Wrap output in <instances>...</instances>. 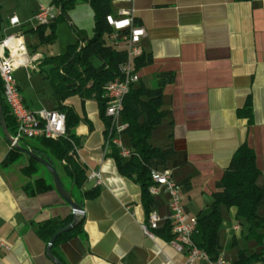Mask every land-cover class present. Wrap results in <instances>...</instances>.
Segmentation results:
<instances>
[{"label": "crops", "instance_id": "0c3cea01", "mask_svg": "<svg viewBox=\"0 0 264 264\" xmlns=\"http://www.w3.org/2000/svg\"><path fill=\"white\" fill-rule=\"evenodd\" d=\"M52 1L40 0L20 15L0 12V39L10 30L20 33L31 58L27 67L14 71L31 111L56 107L43 58L62 54L73 44V29L87 37L94 29L91 6L77 4L59 22L69 29V44L60 53L45 52L44 45L36 42L37 32L29 31L34 28L27 25L39 5ZM131 7L134 23L145 30L143 53L135 65L139 75L135 87H161L163 116L148 140L168 151L164 165L157 169L170 171L180 186L185 211L196 217L209 212L221 176L241 145L253 152L264 190V0H134ZM14 15L19 25L10 26ZM34 73L42 79H35ZM46 84L54 102L48 106L41 96ZM65 104L81 118L72 130L79 139L77 155L87 175L99 172L100 184L87 180L83 188H97L98 194L82 200L81 232L55 248L63 263L184 264L185 255L164 238L163 229L170 223L168 195L163 190L151 195L149 209L160 222L154 238L145 236L141 225L148 213L141 188L119 173L111 155L117 147L105 145L108 129L97 103L71 96ZM118 138L122 147L130 148L124 132ZM11 148L0 128V237L8 245L0 247V264H55L46 254L47 244L37 234V226L48 219L73 216L72 210L55 192L47 170L21 151L11 154ZM38 178L52 187L29 194L25 185ZM72 196L81 200L75 190ZM220 211L219 252L228 263L233 264L241 250L259 252L260 246L244 239L246 224L235 218V209L221 206ZM257 213L264 217V201ZM192 239L200 243L198 226ZM251 264H264V251L262 259Z\"/></svg>", "mask_w": 264, "mask_h": 264}, {"label": "trees", "instance_id": "16d2710c", "mask_svg": "<svg viewBox=\"0 0 264 264\" xmlns=\"http://www.w3.org/2000/svg\"><path fill=\"white\" fill-rule=\"evenodd\" d=\"M80 3H88L94 13V29L90 37L73 29L75 42L67 45L62 54L44 57L42 65L48 66L47 79L52 88V95L56 101L57 110L65 115L66 136L57 140L38 139L22 141L21 146L29 148L37 156L48 160L55 168L64 187L72 188L79 193L81 200H76L82 207V200L97 196L98 189L84 190L87 182V168L80 161L76 148L79 139L72 130L81 118L65 104L71 96H77L81 101H95L99 107V115L105 123L106 129L111 126L110 120L104 116L105 100L102 98L105 85L109 81L121 77V68L127 61L126 50L108 41L112 31L106 23V15L112 13L111 0H53L51 4L57 6L60 15L48 25H39L29 31H36L40 44L51 43L56 39V25L63 19L66 12ZM138 58L134 60L138 66ZM0 101L10 135L15 134L16 124L2 97L0 82ZM163 116L161 108V87L148 88L144 85L132 86L123 99L121 121L127 124L124 133L129 139L130 154L123 158L117 148H112L111 155L115 158L121 175L137 183L142 191L143 205L149 213L152 203L148 186L151 184L150 171L164 165L167 150L154 147L149 143V136ZM34 141V142H33ZM11 154H19L15 147ZM37 166L38 162L30 158ZM69 186H68V185ZM42 178L25 185L29 194H35L51 188ZM73 197V196H72ZM264 201V190L259 183V171L255 164V156L246 145H241L233 155L228 169H226L218 183V189L213 193V200L209 205V212L197 217L201 239L198 247L206 251L211 258H216L219 252L218 230L222 221L220 207L235 209V218L246 224L244 239L254 241L260 246L259 252H238L233 264H251L262 259L264 251V217L257 213L258 207ZM148 215V214H147ZM73 220V216L65 219H48L37 226V234L47 244L49 239L60 229L66 227ZM170 223L163 229L164 238L171 239ZM81 232V220L70 231L58 236L52 245V255L62 264V257L55 249L59 243L66 241ZM155 233H158L156 230Z\"/></svg>", "mask_w": 264, "mask_h": 264}, {"label": "built area", "instance_id": "2783aa9c", "mask_svg": "<svg viewBox=\"0 0 264 264\" xmlns=\"http://www.w3.org/2000/svg\"><path fill=\"white\" fill-rule=\"evenodd\" d=\"M134 0H111L112 13L106 15L105 20L111 28L108 41L126 50L127 61L121 68V77L109 81L103 90L102 98L105 100L104 116L110 120L105 145H115L118 154L126 158L130 150L122 147L119 134L124 132L127 124L120 121L123 99L130 88L139 81V75L134 60L142 55L141 39L145 36L143 27L137 25L132 17V3ZM129 5L128 7L120 5ZM60 15V10L53 4L39 5L33 19L37 25H49ZM10 26L19 25L17 16L9 18ZM37 55H34V57ZM36 59V58H35ZM31 58L23 44L21 34L9 33L0 39V82L2 97L13 117L16 130L10 135L13 142L50 139L57 140L66 136L65 115L57 110L39 109L29 110L18 89L14 71L19 67H27ZM12 146V145H11ZM77 152V148L75 149ZM87 180H93L95 185L100 184V174L92 170L87 175ZM151 184L148 186L150 195H155L163 190L169 197L168 208L170 211L169 244L173 249L185 255L184 264H229L222 253L216 258L198 247L192 239V234L197 228V217L189 215L181 204L180 186L176 184L169 170L153 168L150 171ZM160 222L158 214L150 211L146 222L141 225L143 234L154 238ZM0 247L8 248L7 243L0 237Z\"/></svg>", "mask_w": 264, "mask_h": 264}, {"label": "water", "instance_id": "95a60500", "mask_svg": "<svg viewBox=\"0 0 264 264\" xmlns=\"http://www.w3.org/2000/svg\"><path fill=\"white\" fill-rule=\"evenodd\" d=\"M0 128L2 131V134L4 136V138L6 139V141H8V143H10L12 145V147H15L17 150L23 152L25 155H27L28 157L32 158L33 160H35L36 162H38L41 166H43L47 172L49 173V175L52 178L53 181V185H54V190L55 192L58 194V196L70 207V209L72 210V215H73V220L70 224H68L66 227L58 230L48 241L47 245H46V254L47 256L55 263V264H62L60 261H58L51 252V248L53 243L55 242L56 238L58 236H60L61 234L68 232L70 230H72L77 223L80 220V217L83 213V208L75 202V200L72 197V192H71V188L70 189H66L63 184L61 183V180L58 176L57 171L55 170V168L51 165V163L46 160L43 159L39 156H37L36 154H34L29 148L21 146L19 143L17 142H13L8 130H7V126H6V122H5V118H4V114H3V110H2V105H1V101H0Z\"/></svg>", "mask_w": 264, "mask_h": 264}, {"label": "rangeland", "instance_id": "374dc122", "mask_svg": "<svg viewBox=\"0 0 264 264\" xmlns=\"http://www.w3.org/2000/svg\"><path fill=\"white\" fill-rule=\"evenodd\" d=\"M38 1H40V0H0V9H1L0 12H1V14H4V15L5 14L11 15L12 13H17L20 15V12L22 10L24 12L30 10L34 4L38 3ZM41 1H43L44 3L47 2V0H41ZM27 26L32 27V28H36L38 25H37L36 21L32 18V19H30ZM15 32H16L15 30L9 31V33H15ZM55 33H56V39L53 42L43 44L45 52H46V50H49V51L52 50L55 53H60L64 50L65 46L67 44H69L68 43L69 41H67V39L69 37V29L67 26H65V24H63V22L58 24V26L56 27ZM34 36L36 38V42H39L38 34L34 33ZM29 37L30 36L25 37L26 44L28 46H30V44H31ZM60 45H61V47H60ZM33 75L35 76V79H42L41 76H39L36 73H34ZM47 91H49V88L46 84L45 93H43L41 96L43 97L44 102L48 106V105L53 104L54 102H53L52 97L50 96L51 94ZM122 139H124V137ZM45 175L49 180L52 181V178H49L48 172H45Z\"/></svg>", "mask_w": 264, "mask_h": 264}, {"label": "bare ground", "instance_id": "6f19581e", "mask_svg": "<svg viewBox=\"0 0 264 264\" xmlns=\"http://www.w3.org/2000/svg\"><path fill=\"white\" fill-rule=\"evenodd\" d=\"M151 211V210H150ZM150 211H149V213H148V215L147 216H150Z\"/></svg>", "mask_w": 264, "mask_h": 264}]
</instances>
